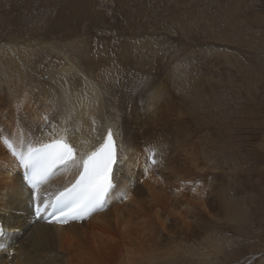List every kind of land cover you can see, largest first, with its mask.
<instances>
[{
	"label": "rangeland",
	"instance_id": "rangeland-1",
	"mask_svg": "<svg viewBox=\"0 0 264 264\" xmlns=\"http://www.w3.org/2000/svg\"><path fill=\"white\" fill-rule=\"evenodd\" d=\"M72 45L90 59L69 77L73 98L87 77L118 70L142 76L156 65L206 77L199 89L206 100L196 106L207 117L194 119L199 155L213 167L216 207L238 201L240 221L226 211L199 222L212 238L225 237L219 248L210 239L167 238L183 251L163 264H264V0H0V56L16 61L0 60V94L15 100L6 86L33 76L37 90L65 103L64 83L47 72L52 65L61 72L67 55L76 62ZM152 255L135 264L156 262Z\"/></svg>",
	"mask_w": 264,
	"mask_h": 264
},
{
	"label": "bare ground",
	"instance_id": "bare-ground-1",
	"mask_svg": "<svg viewBox=\"0 0 264 264\" xmlns=\"http://www.w3.org/2000/svg\"><path fill=\"white\" fill-rule=\"evenodd\" d=\"M71 47L80 51L74 53L76 62L64 55L67 65L61 72L52 64L47 72L52 80L59 78L64 83L65 103L51 91L37 90L33 76L31 80L20 76L24 78L20 83L6 86L13 87L10 93H15V100L0 94V225L9 230L6 237L0 234V264H135L150 254L158 258L151 264H163L183 251L166 242L167 238L183 245L198 238L210 239L219 248L225 237L212 238L199 222L227 211V219L239 223L241 211L238 201L233 206L225 204L222 210L216 207L213 193L217 186L207 179L213 167L199 155L194 119L200 123L207 117V113H197L196 106H203L206 100L199 93L206 77L189 75L187 69L177 67H169L170 73L161 68V72L156 65L142 76L128 71L122 75L118 70L100 80L85 76L87 86L73 98L69 77L90 59L82 46V50ZM0 60L16 64L8 57L0 56ZM57 73L61 76L56 77ZM26 80L31 81V88ZM57 104L63 112L56 111ZM108 129L128 158L120 168V186L111 204L66 225L35 220L29 189L5 140L26 150L28 144L37 146L68 133L73 145L88 153L102 142ZM153 151L155 164L148 159ZM76 175L60 170L42 188L46 191L50 185L49 190L58 192Z\"/></svg>",
	"mask_w": 264,
	"mask_h": 264
},
{
	"label": "snow or ice",
	"instance_id": "snow-or-ice-1",
	"mask_svg": "<svg viewBox=\"0 0 264 264\" xmlns=\"http://www.w3.org/2000/svg\"><path fill=\"white\" fill-rule=\"evenodd\" d=\"M5 144L18 158L22 168L21 180L29 188L38 216L52 215L58 223L83 218L102 208L115 187L114 169L118 154L111 129L106 130V137L95 150L81 155H77V150L66 137L38 147L28 144L23 151H16L7 140ZM154 155L153 151L148 157L152 164L156 163ZM60 170L75 171L78 178L54 197L52 193L41 192L42 186L54 179Z\"/></svg>",
	"mask_w": 264,
	"mask_h": 264
}]
</instances>
